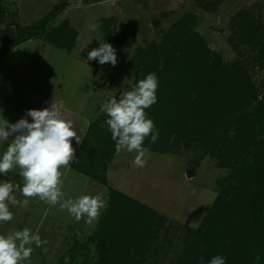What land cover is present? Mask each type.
<instances>
[{
	"label": "rangeland",
	"instance_id": "374dc122",
	"mask_svg": "<svg viewBox=\"0 0 264 264\" xmlns=\"http://www.w3.org/2000/svg\"><path fill=\"white\" fill-rule=\"evenodd\" d=\"M57 6L59 9L55 8ZM0 8L3 9L0 27L10 25L17 30L19 25H29L56 9L57 14L48 31L54 30L59 24L58 30L65 28V21L69 28L77 31L72 48L66 46L67 35L59 37L66 44L60 45L44 33L41 34V47L34 42V38L30 43H24V50L28 53L40 47L44 57H54L55 60L56 56L58 60L61 55L66 56L65 52L78 57L82 65H79L76 75L68 79V83H78V88L69 87L72 89L69 91L78 95L76 98L80 101V96L85 95L81 88L87 86L86 96L93 103L92 122L101 124L103 130H106L103 133L112 143V132L106 123L109 117L101 110L102 106L113 97L119 99L121 92L132 90L139 80L146 78L149 65L147 60L141 58L142 50L152 43L169 46L171 41L167 40L166 35L171 24L188 12L196 15V22L192 24L194 29L209 42L211 48L222 55L224 62L246 65L258 88L257 97L264 98V59H257L259 47L264 42V0H0ZM258 23H261L262 28L251 37L250 32ZM93 25L98 27L93 30ZM243 36L245 37L242 38ZM249 37L252 42L244 40L250 39ZM101 41L114 47L117 56L115 66L110 63L101 65L98 59L88 61V53L100 47ZM50 57L43 58V61H49ZM76 66L73 62L72 67L77 68ZM44 69L45 67H41L43 74ZM53 82L61 85L57 74ZM51 93L68 98L62 90L53 89ZM253 109L254 104L247 108L250 111ZM231 120L234 125H239L238 114L232 115ZM237 132L240 130L228 132V136L233 137ZM248 134L251 135V132ZM233 143L234 141L230 142L232 145ZM226 145L225 141H221L220 149H224ZM143 148L146 149L147 160L144 167L133 164L137 155L135 151L128 152L125 149L115 154V150V157L113 155L107 168L109 185L159 213L160 218L151 220V234L148 237L151 247L145 256L147 261L152 264H178L181 259L188 261V256H184L182 250L189 242L200 252L205 248L199 236L189 240L188 227H198L202 223L204 215L222 188L219 180L228 176L231 168L221 166L220 153L203 145L198 139L189 144L186 139H182L180 144L164 151L145 145ZM99 185L100 188H95V196L105 201L106 207L101 209L98 220L88 223L86 216L81 218L77 228L79 232L75 234L69 232L70 227L66 225L61 228L63 237L67 235L69 241V247L63 249L61 256L73 255L72 248L78 247L74 264H101L96 226L99 225L102 213L109 207L110 190L106 184L101 185L100 182ZM13 208L10 210L13 219L0 222V234L7 235L24 228H29L33 233L40 214L30 212L28 206L27 210L23 206ZM76 240L79 241L78 245ZM32 249L30 259L22 261L23 264H37L29 263V260L35 261L38 254L35 244ZM197 264L204 262L201 259Z\"/></svg>",
	"mask_w": 264,
	"mask_h": 264
},
{
	"label": "trees",
	"instance_id": "16d2710c",
	"mask_svg": "<svg viewBox=\"0 0 264 264\" xmlns=\"http://www.w3.org/2000/svg\"><path fill=\"white\" fill-rule=\"evenodd\" d=\"M56 9L29 25H19L17 30L10 25L0 27V56L11 47L44 33L60 45L66 44L59 37L67 35L66 46L72 48L77 31L69 28L67 21L63 22L65 28L58 30L59 24L48 31ZM194 22L196 15L186 13L171 24L166 35L171 41L169 46L152 43L141 52V58L148 62L149 73L158 79L157 102L145 111L159 136L154 143L151 136L146 137L143 145L164 151L180 144L182 139L187 144L198 139L220 153L221 166L231 168L230 174L219 180L222 188L202 223L188 227L189 240L199 236L205 246L203 252L189 242L182 250L188 261L181 259L178 264H197L201 259L209 264L218 255L225 258V264H264V98L257 97L258 88L246 65L224 62L222 55L194 29ZM261 28V23L252 30L249 28L250 36L259 33ZM244 40L252 42L251 38ZM259 50L257 59H264V42ZM250 104H254L252 111L247 110ZM234 114L239 115V125L231 120ZM236 129L240 132L228 136V132L235 133ZM105 131L101 124L93 122L73 163L109 185L107 168L115 153L116 141L110 142ZM221 141L227 144L224 149H220ZM109 190V207L96 226L99 261L101 264H152L145 256L151 247L148 238L151 220L160 218L159 213L112 185ZM75 243L78 245L79 241ZM72 250L73 255L63 254L58 264H74L79 250L78 247Z\"/></svg>",
	"mask_w": 264,
	"mask_h": 264
},
{
	"label": "clouds",
	"instance_id": "9594fccd",
	"mask_svg": "<svg viewBox=\"0 0 264 264\" xmlns=\"http://www.w3.org/2000/svg\"><path fill=\"white\" fill-rule=\"evenodd\" d=\"M96 27L98 25H93V30ZM87 59H98L101 65L110 63L115 66L117 63L114 47L104 41L88 53ZM157 88L156 75L149 73L139 80L135 88L121 92L119 99L113 97L101 109L109 117L106 123L112 132V139L116 141L117 153L125 149L135 151L137 155L133 164L137 167L147 164L146 149L143 148L145 138L151 136L154 143L159 136L153 120L147 117L145 111L157 102ZM26 116L32 117V122L27 118L15 123L0 119V142H6L14 135L0 156V174L7 175L19 168L23 182L22 187L19 183H0V222L13 219L10 205L27 207L29 198L37 197L47 204H58L61 210H67L76 220L85 216L88 223L98 220L101 209L106 207V202L99 196L83 194L75 199L64 198L62 169L68 167L75 157L73 139L79 144L82 136L66 113L63 102L54 100L50 107L30 109ZM16 190L25 197L23 201L14 195ZM46 243L29 228L0 234V264H21L30 259L31 245L41 247ZM209 264H225V258L214 256Z\"/></svg>",
	"mask_w": 264,
	"mask_h": 264
},
{
	"label": "crops",
	"instance_id": "0c3cea01",
	"mask_svg": "<svg viewBox=\"0 0 264 264\" xmlns=\"http://www.w3.org/2000/svg\"><path fill=\"white\" fill-rule=\"evenodd\" d=\"M32 39L41 47V35H37L11 47L5 55L0 56V119L5 118L9 123H15L22 118H27L29 122H32V117L26 116L28 110L44 109L50 107L54 100L56 102L62 101L66 113L69 118L73 120L78 133L82 136V142L93 123V117L91 116V106L93 103L88 101V97L86 96L88 93L86 92V85L81 88L85 95L80 96L79 101L76 98L78 95L75 96L74 92H71L72 89H69V87L78 88V83H68L70 76H75L79 65L81 66L82 64L79 63L78 57L71 52H65L64 54H66V56L61 55L59 60L58 56H56V60L54 57L48 56L50 57L49 61H43V58L47 59L48 57H44L40 47L35 48L37 49L36 51L33 50L32 52L25 53L24 49H26V47L24 48V45L27 42L30 43ZM21 51L25 53L22 56H20V54L23 53ZM73 62L76 63L77 68L72 67ZM41 67H45L44 74L41 73ZM52 68H55V70H51ZM50 70L52 73H50ZM56 74L61 80V85L53 82V78ZM65 81H67V83H65ZM47 89L62 90V92L64 91L66 93L68 98L65 99L59 94L55 96L51 93V90L48 92ZM12 139H14V135L11 136L8 141L0 142V156L6 151ZM80 144L81 143L77 144L76 140L73 139V146L76 149V153ZM115 154H117V151ZM73 161L74 159L70 162L68 167L62 169L64 198L75 199L83 194L95 196L96 193L97 195L95 188H100V181L80 170L77 165H74ZM19 171V168H16L7 175L0 174V183H19L22 187L23 182ZM107 174L108 178H110L109 171H107ZM103 184L104 183L101 182V185ZM106 186L109 187L107 184ZM14 195L20 201L25 199L18 190L14 191ZM14 207L17 208V206ZM11 209H14L13 206ZM25 209L27 210V207ZM28 209H30V212H37L40 214L39 222L33 234L38 233L40 235L41 232V240L47 241L46 244H42L41 247H38V254L36 258H34L35 261L29 260V263L57 264L62 251L69 247L68 237H66L67 235L63 237L61 228L66 225L70 227L69 232L75 234L79 232L77 228L80 226V220H76L67 210H61L58 204L55 206L47 204L38 197L29 198ZM9 231L12 230H8V232ZM33 245H31L32 248ZM21 264H23V262H21Z\"/></svg>",
	"mask_w": 264,
	"mask_h": 264
}]
</instances>
